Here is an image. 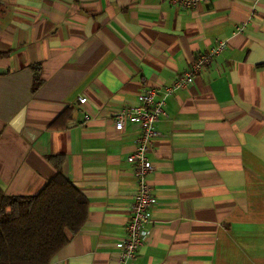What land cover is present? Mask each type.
Here are the masks:
<instances>
[{
  "label": "crops",
  "instance_id": "1",
  "mask_svg": "<svg viewBox=\"0 0 264 264\" xmlns=\"http://www.w3.org/2000/svg\"><path fill=\"white\" fill-rule=\"evenodd\" d=\"M217 42L165 99L149 235L121 263L140 129L113 116L151 88L160 97ZM0 53V189L35 195L61 157L86 200L49 264H264V0H0Z\"/></svg>",
  "mask_w": 264,
  "mask_h": 264
},
{
  "label": "trees",
  "instance_id": "2",
  "mask_svg": "<svg viewBox=\"0 0 264 264\" xmlns=\"http://www.w3.org/2000/svg\"><path fill=\"white\" fill-rule=\"evenodd\" d=\"M50 159L56 173L35 195L0 189V264H49L85 222V198L61 173L62 158Z\"/></svg>",
  "mask_w": 264,
  "mask_h": 264
},
{
  "label": "built area",
  "instance_id": "3",
  "mask_svg": "<svg viewBox=\"0 0 264 264\" xmlns=\"http://www.w3.org/2000/svg\"><path fill=\"white\" fill-rule=\"evenodd\" d=\"M165 1L178 5L185 10H191L207 0ZM241 30L242 28H238L239 32ZM223 49L224 42H217L207 53L197 56L189 69L177 76L171 85L164 86L160 97L157 96L159 89L151 88L138 96L137 106L121 109L113 116V124L117 130H122L126 123L135 124L140 129L135 148L126 158L134 167L137 191L132 202L125 236L118 244L121 263L133 259L137 252L145 245L149 235V209L153 203L148 182V178L153 172L149 153L152 150L155 139L159 136L156 124L161 117H166L165 99L177 89H182L193 84L195 76L209 66ZM85 101V98L79 99L80 103H84Z\"/></svg>",
  "mask_w": 264,
  "mask_h": 264
}]
</instances>
